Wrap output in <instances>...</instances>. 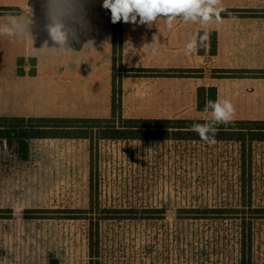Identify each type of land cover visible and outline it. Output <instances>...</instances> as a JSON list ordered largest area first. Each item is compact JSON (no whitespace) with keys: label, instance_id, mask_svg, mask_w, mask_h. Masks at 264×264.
Instances as JSON below:
<instances>
[{"label":"rangeland","instance_id":"rangeland-1","mask_svg":"<svg viewBox=\"0 0 264 264\" xmlns=\"http://www.w3.org/2000/svg\"><path fill=\"white\" fill-rule=\"evenodd\" d=\"M13 58L0 57V93H19L0 108L94 114L54 108L63 100L56 101L47 80H12L3 66ZM34 58L40 67L50 60ZM18 61L32 73L30 57ZM118 92L126 116L121 82ZM140 110L131 116L145 115ZM193 111L167 116L211 117ZM240 116L264 117V103L234 115ZM53 131L29 141L26 160L0 139V264H239L249 256L251 264H264V142L246 146L242 184L233 141L110 140L89 128ZM89 232L97 244L92 256ZM242 232L251 234L249 250L240 248Z\"/></svg>","mask_w":264,"mask_h":264},{"label":"crops","instance_id":"crops-1","mask_svg":"<svg viewBox=\"0 0 264 264\" xmlns=\"http://www.w3.org/2000/svg\"><path fill=\"white\" fill-rule=\"evenodd\" d=\"M102 5L103 0H0V8L6 9L0 11V26L7 25L14 33L11 37L0 36V57H14L6 67L3 66L12 80H47L44 82L48 85L49 92L55 94L56 101L57 96L63 100L55 103L54 108L94 111L89 116H36L30 115L25 108H0V117L104 119L110 116L111 15L74 17L73 20L81 31L82 45L79 50H73L61 18L38 10L45 7L97 8L111 14ZM221 6L229 12L221 15L219 23L213 19L207 25L185 23L177 18L173 28L169 29L163 18L157 19L151 26L121 20L120 45L116 53V57H119L117 71L118 67L122 71L168 68L201 70L197 77L122 76L121 99L124 113L127 114L122 115L125 118L185 119L184 116H167V113L169 110H196V89L200 86L215 87L216 101L229 99L234 102L235 114L251 107L252 103L256 107L264 103V0H221ZM57 25L65 35L62 45L51 36V29ZM211 33L214 34L215 47L210 53ZM199 35L203 50L186 54L185 45L193 36L197 37L198 43ZM152 41L157 42L155 51L147 45ZM20 57L32 59V73L28 72V63H19ZM34 57H50V60L40 67ZM216 69L229 70L232 74L227 77L212 76L211 71ZM259 74H263V77L258 76ZM131 86H135L134 92ZM173 87L176 89L173 90ZM18 93L19 89L15 88L1 92L0 103H12L16 100L13 97ZM134 97L139 104H135ZM126 104L131 107L130 112L138 108L145 115L131 116L126 110ZM197 112L200 116L204 112L208 113ZM147 113L152 115H146ZM207 117L195 118H211L209 115ZM250 118L240 116L233 120H264V117Z\"/></svg>","mask_w":264,"mask_h":264},{"label":"trees","instance_id":"trees-1","mask_svg":"<svg viewBox=\"0 0 264 264\" xmlns=\"http://www.w3.org/2000/svg\"><path fill=\"white\" fill-rule=\"evenodd\" d=\"M6 10L0 8V11ZM43 14L56 15L61 18L63 28L67 34L68 42L73 50H79L82 45V35L79 26L73 18L81 15H111L107 10L97 8H57L45 7L38 9ZM229 11L225 9L221 15H226ZM112 20V19H111ZM121 21L111 23L112 29V75H111V108L110 116L104 119L94 118H53V117H0V139L14 148L17 156L21 160H26L29 153V141L35 138H46V133L61 131L82 132L84 129H94L101 131L110 140H174V141H198L204 142L199 135L191 130L193 123H206L209 119L200 118H125L120 115L118 99V85L121 77L118 75L116 64L119 57L117 50L120 45ZM215 47L214 34L209 36V52H213ZM201 35L198 36L197 51L201 52ZM201 70L198 69H133L125 70L123 76H165V77H197ZM212 76L227 77L232 71L216 69L211 71ZM120 90V89H119ZM208 100L216 101V89L213 86H200L196 89V110H205ZM76 130V131H72ZM80 137V136H78ZM103 137V136H102ZM104 138V137H103ZM216 141L236 142L238 146V156L240 159L241 178L240 182L245 184L246 146L254 142H264V120H233L228 125H219L215 137ZM244 186V185H243ZM97 246L92 233L88 234V248L90 256L92 250ZM251 248V234L240 237V248ZM239 264H251V257L246 261L243 257Z\"/></svg>","mask_w":264,"mask_h":264},{"label":"clouds","instance_id":"clouds-1","mask_svg":"<svg viewBox=\"0 0 264 264\" xmlns=\"http://www.w3.org/2000/svg\"><path fill=\"white\" fill-rule=\"evenodd\" d=\"M102 6L110 10L113 23L122 20L125 23L151 26L157 19L163 18L169 29L173 28L177 18L185 23L207 25L213 22V19L219 23L222 19L221 13L225 11L221 0H103ZM13 34L12 28L7 25L0 26V36L11 37ZM51 36L58 44L62 45L65 41V35L59 25L51 29ZM156 43L152 41L147 45L155 51ZM196 50L197 37L193 36L185 45V52L191 54ZM205 110H210V120L203 124L193 123L191 130L196 132L202 141L215 144L218 126L233 122L235 105L229 99L208 100Z\"/></svg>","mask_w":264,"mask_h":264}]
</instances>
